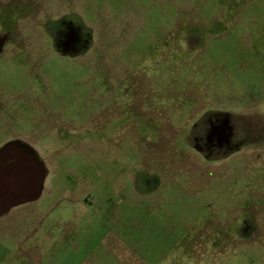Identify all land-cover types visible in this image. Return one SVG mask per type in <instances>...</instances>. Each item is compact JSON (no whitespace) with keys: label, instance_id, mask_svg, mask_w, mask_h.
<instances>
[{"label":"rangeland","instance_id":"374dc122","mask_svg":"<svg viewBox=\"0 0 264 264\" xmlns=\"http://www.w3.org/2000/svg\"><path fill=\"white\" fill-rule=\"evenodd\" d=\"M3 171L22 248L83 196L150 264H264V0H0Z\"/></svg>","mask_w":264,"mask_h":264},{"label":"crops","instance_id":"0c3cea01","mask_svg":"<svg viewBox=\"0 0 264 264\" xmlns=\"http://www.w3.org/2000/svg\"><path fill=\"white\" fill-rule=\"evenodd\" d=\"M27 177L32 180L33 175L29 172ZM0 178V264H60L57 257L62 258L61 264H79V260L83 257L86 258L83 264H150V261H152L151 257L148 256V251H143L144 257L141 258V255L137 252V248L143 250L142 247L136 246L137 248H135L132 244L123 243L121 234H117V232L114 234L110 231V227L113 226L117 230L121 228L120 233L122 232V223L127 220L118 219V217L120 218V213L117 214L115 211L112 213V218L108 221L110 225L102 219L93 224L91 222L80 221L82 211L85 212L88 210L86 208L88 206L86 201L82 199L83 196L78 197L76 203L71 208L66 209V213L71 216V221L68 224L77 222L76 228L85 229L87 232L93 226L96 230L94 229L90 236H85L84 240L83 238H77V244H74L73 249H68L67 245L64 246L61 243V247L54 250L53 248L59 244L57 241L49 243L44 249L43 247L37 250L33 249V244L29 247L22 248L20 245V234H22V229L26 223V217L29 215L32 216V212L30 210L27 212V208L17 203L27 199V197L35 195V187L31 184L27 196L18 194L13 196L10 194L8 188V184L11 182L10 178L18 179L21 182L20 180H24L25 176L16 171L7 173L3 171ZM25 180L30 183L28 179ZM33 183L34 185L36 184L35 182ZM131 190H133L132 192L136 191L135 188ZM14 204H17V206L14 207ZM29 208L35 210L30 206ZM130 214L127 213V216ZM133 221L136 222V219H133ZM100 229H103V232H98ZM87 240L89 243L88 252H86L87 249L84 244ZM119 240H121V245L119 244ZM91 245L92 249L90 250ZM68 251H71L73 254L77 252L78 254L71 255ZM11 257H14V259L12 260Z\"/></svg>","mask_w":264,"mask_h":264}]
</instances>
